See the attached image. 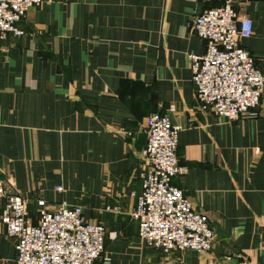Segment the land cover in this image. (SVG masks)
<instances>
[{"label":"crops","instance_id":"obj_1","mask_svg":"<svg viewBox=\"0 0 264 264\" xmlns=\"http://www.w3.org/2000/svg\"><path fill=\"white\" fill-rule=\"evenodd\" d=\"M226 2L252 22L242 46L264 76V0H42L22 36L0 40V182L33 223L40 199L80 206L105 229L95 264H264V90L256 115L216 117L195 102L188 59L205 52L192 20ZM152 114L181 129L172 182L208 217L207 254L164 255L138 236ZM15 257L0 223V264Z\"/></svg>","mask_w":264,"mask_h":264},{"label":"built area","instance_id":"obj_2","mask_svg":"<svg viewBox=\"0 0 264 264\" xmlns=\"http://www.w3.org/2000/svg\"><path fill=\"white\" fill-rule=\"evenodd\" d=\"M41 4L42 0H0V40L22 36L19 24L30 9ZM191 31L205 43L204 54L188 56L198 107L227 121L256 115L264 76L242 46L252 35V22L237 17L232 4L226 2L195 16ZM180 130L168 115L147 118L142 190L134 195L131 217L138 225L139 238L164 255L174 251L207 254L214 244L208 217L195 212L172 182L185 171L177 158ZM0 197L4 200L0 223L5 235L14 240L15 264H95L101 259L104 226L86 222L80 206L61 203L49 209L40 199L33 223L28 199L9 193L1 182Z\"/></svg>","mask_w":264,"mask_h":264}]
</instances>
